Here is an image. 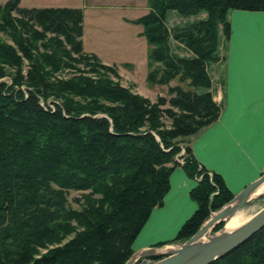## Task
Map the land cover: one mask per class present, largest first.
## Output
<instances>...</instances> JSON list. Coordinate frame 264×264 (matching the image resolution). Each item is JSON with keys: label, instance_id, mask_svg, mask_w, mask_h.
Returning a JSON list of instances; mask_svg holds the SVG:
<instances>
[{"label": "trees", "instance_id": "1", "mask_svg": "<svg viewBox=\"0 0 264 264\" xmlns=\"http://www.w3.org/2000/svg\"><path fill=\"white\" fill-rule=\"evenodd\" d=\"M148 4L136 20L149 45L146 81L185 84L153 102L84 50L79 9L0 5V264H124L151 211L163 205L176 166L197 179L189 193L196 209L156 246L186 240L233 198L187 139L220 116L208 69L220 59L221 36L229 37V10L264 12V0ZM168 11L196 18L170 30ZM170 40L189 54H177ZM70 191L80 192L78 207ZM209 264H264V227Z\"/></svg>", "mask_w": 264, "mask_h": 264}, {"label": "crops", "instance_id": "2", "mask_svg": "<svg viewBox=\"0 0 264 264\" xmlns=\"http://www.w3.org/2000/svg\"><path fill=\"white\" fill-rule=\"evenodd\" d=\"M227 18L229 37L220 38L221 48L224 43L222 89L213 92L211 88L221 106L220 116L187 143L197 161L221 175L236 195L264 170V12L233 9ZM102 56L97 54L102 63L111 64L110 58ZM196 184L197 179L180 166L172 170L163 205L151 211L133 241L134 251L158 247L175 237L196 209L189 195Z\"/></svg>", "mask_w": 264, "mask_h": 264}, {"label": "rangeland", "instance_id": "3", "mask_svg": "<svg viewBox=\"0 0 264 264\" xmlns=\"http://www.w3.org/2000/svg\"><path fill=\"white\" fill-rule=\"evenodd\" d=\"M6 1L8 0H0V5H3ZM20 6L36 8L70 7L79 9L82 13V44L85 51H92L96 56L97 54H101V57L105 55L110 58L111 64H103L114 67L118 73L117 78L113 75H110V77L123 86L129 87L133 92L148 98L152 102L155 101L158 96H165L168 98L170 96L168 93L169 86H185V84L179 83L177 79L171 80L169 85H150L146 81L149 45L141 35V24L137 23L136 20L148 12V0H20ZM202 16L203 14L197 18ZM195 18L196 16L183 17L178 15L175 11H168L166 25L172 30L173 27L188 24ZM2 36L10 42L6 36ZM221 42L220 39L218 49L220 59L218 62L210 64L208 69L213 81V92L222 89L224 43L221 48ZM170 46L172 50L179 55L189 54L188 51L183 49L182 46L174 40H170ZM79 66L84 68L83 65ZM68 73L69 72L66 70L57 73V76L67 77ZM3 81L10 82L9 76L4 77ZM167 106L168 105L165 107ZM163 121L167 125L170 123V120L166 116H163ZM262 192H264V188ZM79 195L80 192L78 191H70L68 200L73 207H78L74 198ZM262 206H264V196L249 201L235 217H238L239 221H243ZM216 211H211L210 213H215ZM182 242L183 241L166 243L158 247L177 248ZM137 252L138 251H134V253ZM155 260V258L141 256L137 258L134 264H151Z\"/></svg>", "mask_w": 264, "mask_h": 264}, {"label": "water", "instance_id": "4", "mask_svg": "<svg viewBox=\"0 0 264 264\" xmlns=\"http://www.w3.org/2000/svg\"><path fill=\"white\" fill-rule=\"evenodd\" d=\"M263 180L264 172L234 195L219 210L215 213H210L198 230L177 248L150 247L140 250L137 253H133L124 264H134L137 258L141 256L158 257L151 264H209L229 253L264 227V206H262L238 228L228 233L222 232L225 221L233 213L239 212L251 200V193ZM262 196H264V193L257 198ZM232 204L233 210L230 211L228 207ZM220 222H223L222 227L214 231L215 226Z\"/></svg>", "mask_w": 264, "mask_h": 264}, {"label": "bare ground", "instance_id": "5", "mask_svg": "<svg viewBox=\"0 0 264 264\" xmlns=\"http://www.w3.org/2000/svg\"><path fill=\"white\" fill-rule=\"evenodd\" d=\"M263 188H264V180L251 193V200H253V199L257 198L259 195L263 194L264 193V192H262ZM228 210H230V211L233 210V204L228 207ZM237 213H239V212L233 213L232 216L228 220L225 221V226L223 227V230H222L223 233H228L229 231H232V230L238 228L239 226L244 224L247 220H249L252 216V215H250L245 220L239 221L238 217H235L237 215Z\"/></svg>", "mask_w": 264, "mask_h": 264}, {"label": "built area", "instance_id": "6", "mask_svg": "<svg viewBox=\"0 0 264 264\" xmlns=\"http://www.w3.org/2000/svg\"><path fill=\"white\" fill-rule=\"evenodd\" d=\"M183 152H184V149L182 148L181 151L177 154V156H179L180 162H182V159L180 158V156L182 155Z\"/></svg>", "mask_w": 264, "mask_h": 264}]
</instances>
